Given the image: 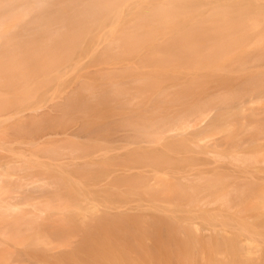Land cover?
<instances>
[{
  "label": "bare ground",
  "instance_id": "bare-ground-1",
  "mask_svg": "<svg viewBox=\"0 0 264 264\" xmlns=\"http://www.w3.org/2000/svg\"><path fill=\"white\" fill-rule=\"evenodd\" d=\"M31 33L33 35H29ZM100 44L111 50H129L125 55L132 57L136 54L139 61L141 52L151 50L156 57L145 55L142 60H154L164 66L160 71L144 73L147 76L139 80L142 84L141 101L136 117L124 116L131 112L129 107L133 102L125 96L126 90L120 95L111 91L113 97L118 95L116 100L113 99L118 110L124 111L117 119L123 120L122 124L115 120L112 123L125 130L119 137L122 139L115 138L113 142L124 140L126 144L136 143L139 147L145 144L152 149L159 146L157 149L161 154L138 155L142 167L137 171L135 187L133 182L124 179L126 186L131 185L132 189L113 198L115 203L126 205L124 209L115 208L110 212L105 207L100 212L94 205L69 206L64 202L66 200L61 204L60 198L54 197L53 200L50 198L51 204L55 200V205L60 206L46 207L52 219L42 226L36 223L40 222L38 214L31 215L34 211L26 217L22 216L21 208L16 211L12 208L21 203L25 205L28 200L21 202L18 198L16 204L9 201L14 203L12 206L5 204L7 197L12 198L8 193L15 195L20 190L23 196L33 179L29 177L28 184H21L16 177L13 181L6 173L19 171V165L17 168L8 165L9 169L12 168L9 171L2 163L0 170L4 176L0 184L2 193L7 192L3 194L7 199L0 194V220L12 216L14 222H0V239L13 242L27 253L84 257L81 263L72 259L68 264H264V257L256 261L259 249L256 243L264 244L262 0H0V77H8L19 65L25 68L27 64L36 66L38 62L51 68L63 65L74 55L82 53L84 45ZM14 47L20 52L7 57L9 61H6L4 48ZM39 67V71L30 68L26 71V68L19 75L30 79L36 74V77L47 75L44 74L47 72L45 67ZM106 94L99 93V104L106 105L103 101ZM80 101L82 103H77L86 102L84 99ZM78 104L72 108L82 109L83 105L78 108ZM94 113L92 116L96 118L97 113ZM27 115L22 117L24 121L31 118V122L37 117ZM94 117L89 123H94ZM40 118L35 120L41 121ZM101 123L104 122L95 124L91 130L85 127L83 131L80 127L66 135L80 138L81 132L86 135V132L98 131ZM65 133H62L63 137ZM112 133L110 136L118 137L114 134L116 132ZM12 134L15 135L13 131ZM49 137L50 141L52 136ZM170 155L172 158L168 157ZM31 165L35 166L34 163ZM145 166L152 168L144 170ZM28 169L32 168L24 170ZM3 170L6 173L3 174ZM122 172L128 176V171ZM67 177L59 178L66 186L64 189L67 188L66 195L79 204L81 200L86 202L78 199L82 194L75 190V185ZM50 179L53 186L51 180L48 184L46 178L47 182L38 179L43 183L40 191L45 188L44 193L49 190L51 194L58 178ZM7 181H17V187L15 183V186L11 184L9 187L13 190L8 188L7 191L5 187L8 185L4 184ZM57 184L55 188L63 187H57ZM40 186L33 191L38 192ZM55 188L53 192L59 193L60 188L57 191ZM31 189L34 188L25 192L32 193ZM30 202L28 206H38ZM39 209L45 210L43 207ZM24 219L30 222L26 223ZM11 255L3 257H8L6 260L0 258V264H7L5 261L11 264Z\"/></svg>",
  "mask_w": 264,
  "mask_h": 264
},
{
  "label": "rangeland",
  "instance_id": "rangeland-1",
  "mask_svg": "<svg viewBox=\"0 0 264 264\" xmlns=\"http://www.w3.org/2000/svg\"><path fill=\"white\" fill-rule=\"evenodd\" d=\"M262 3L264 4V0H262ZM29 35H33V33ZM29 35L27 36L31 38V36ZM96 45H93L92 47L89 45H84L81 51L82 53L74 55L73 59L70 62L64 63L63 65H56L53 68H51L49 65L45 64L44 66L42 62H38L36 66H33V65L29 66V64H27L26 66L27 69L24 66L19 65L17 69H15L16 71L13 70L10 73L8 72L9 73L8 77H0V114L5 115V116L3 115L4 117L0 115L1 122L3 121L2 123H0V155H1L0 165L5 164L6 167H8L9 165V167H12V168L15 167V165L17 168L19 165V171H17V169L16 171L12 170L11 171L12 173L10 174V172L6 173L4 172L5 170H3V174L6 173V176H10V178L12 177L13 181L15 177L16 179L18 178L19 180L18 182H21V184L22 183L25 184L27 183V181H30L31 179H33V182L32 183L30 182L31 186H29L30 185L29 184L28 185L29 187L27 186L26 188L25 185L23 184L27 190L29 188H34V189H31L32 191L33 190L35 191L37 186H40V185L42 186L43 183H41L38 180L39 178H41V181L47 182L45 181V178H46L49 184V180H51L50 178H52L53 180L58 178L57 181H59V178H62V176L63 177L68 176L67 178H69V181H71V183L75 185L74 186L75 190L78 189L79 192H81L82 194V198L79 197L78 199L86 200V202L81 200L82 202L80 203L82 205L84 204L83 206H81V204L75 201L73 197L67 196L65 193V191H67V188L64 189L66 186L64 187L63 183L61 184L60 181H59L60 184L59 183L57 184V181H55L57 184V187L58 185H63V187L62 186L59 187L60 190L62 189L61 191L59 190V193L57 191L59 188H55L56 186L55 184V186L51 188L53 189L51 194L49 193V190L48 191L46 190L47 192L44 193L45 188L42 189L43 192L40 191V189L42 188L41 186L38 188V192L39 193L42 192L43 194H39L37 191L36 193L34 191L32 193L30 191L25 192L26 189L24 190V188L22 187V190H24L23 196L20 194L22 193V191L19 193L20 190L17 193H14L16 196L11 193L7 194V192L2 193L3 190L1 191V188L3 187L0 184V194L2 193L1 196L3 194L12 196V198L7 197L8 198L7 199L3 195L4 198L7 199V200L5 199L6 200L5 204L12 206L15 203V201L19 202V200H17L18 198L22 200L21 202H23V199L28 200L27 203L24 202L26 203L25 205H22L21 203L16 206H12V208L15 209V211L16 209L21 208V210L23 211V213L21 212L22 216H26V217L28 215H29L28 217H30V213L34 211L33 212L34 214L32 213L31 215L35 216L38 214L37 220H39L40 222L37 221L36 223H39V225L41 226L47 225L48 223L51 222V219H52L51 214L49 211L46 210V207L48 206L50 208L52 207L54 208V206L55 207L60 206V204L55 205L56 204L55 200H54V203L51 204L53 201H50V198H52L53 200L54 197H58L56 198L57 200H59L60 198L61 204H64L63 201L66 200L64 202H66V205H69V206L79 205L80 207H87L90 205H94L98 207L99 210H101L100 212H102V210L105 207H108L110 212H114L115 208L124 209L126 205L122 203H115L113 198L117 194L128 192L130 189H132L131 185L126 186L125 182L123 181L124 179L128 182H131V183L133 182L132 184L133 188L135 187V182H136L135 180H137L136 178L137 171L138 169H140V167H142L139 163L138 155L140 154L139 156H143V155H148V154H161V150L157 149L159 148V146L152 149V147L145 145V144H142L141 147H139L136 145V143L126 144V142H123L124 140L123 141L119 140V139H122L119 137L120 136L122 137L124 135L123 131L125 130L123 129L121 130L118 127H115V124L117 123L122 124L121 121L123 120L118 121L120 119L119 118L120 116L118 115L122 114L123 116L124 111L122 109L118 110L117 105L113 101V99L116 100V98H118L117 97L118 95L116 97H113L111 94L112 90H115L117 94L119 95L121 94L120 92L126 90L125 96L127 97L129 101L133 99V102H132V105L129 107V111L131 110V112L130 113L125 112L126 114L124 116H129V117L135 116L136 117L138 114L137 113L138 107L140 106V105L138 106V103L141 101V98H140L141 88L140 87H142V84L139 80H141L142 77L147 76V75L145 76L144 73L147 74L148 71L150 73H153V71H160L162 70L160 68L163 66L161 63H158L154 60L144 61L142 59H144L145 55H148L149 57H156L155 56L156 53L154 54V52L151 50H145L140 53L139 56H141V60L139 61L137 60L138 57H136V54H134L135 56H132V57L129 55L128 56L125 55L129 50H124V49L111 50L107 48L105 45H102V44L98 46ZM5 50L6 52H4V54L6 55V58H5L6 61H9V58L7 57L20 52L16 47H14V49L4 48L3 51ZM130 53L132 54L134 53V51H130ZM39 66H42V68L45 67L44 69H46L47 72H45L44 74L47 73V75H43V77L41 76L39 77L38 75L36 77L37 75L36 74L33 76L32 79L24 78L22 77V75H19L22 72H24L25 69L26 71H29V68L30 70L36 69L39 71L41 69ZM262 67H259L260 68L259 70H261ZM137 78L138 80H136ZM101 92L107 93L106 94L107 97L103 100L104 104L106 105H103V102L100 103L101 105L99 104V102H97L99 99L97 96ZM144 95H141V96H144ZM83 99L86 102L84 104H78L81 102L80 100H83ZM74 103H76V105H74ZM77 104H78V108L80 107L79 105H83L82 109L80 107V109L82 110L81 112L79 111L80 109L76 110L77 107L76 109L72 108V106L73 107L77 106ZM88 105L93 106V107H89ZM255 105L257 106L258 103ZM98 107L103 108L105 110L103 109L98 110ZM34 111H37V112H34ZM86 111L88 112V114L86 113ZM92 111H94L95 113ZM8 112H10V114ZM91 112L94 113V115L97 113L95 115L96 118L92 116L93 114ZM27 114L32 115L33 117L35 115L37 116L35 118H38V119L39 117H41L40 118L41 121H39L38 119L35 120V118H33L34 120L32 119L31 122H30L31 118L29 119L27 118L24 121L23 118H25ZM90 115L94 117L93 118L94 120L92 119L93 120L92 122L94 123L90 122L92 126H94L95 124L98 125L100 122H104V123H101L102 124L101 126L103 127L105 125L106 127L105 128L103 127V129L100 131L102 127L99 126V130L98 131L95 130V132L96 131L98 132L96 134L94 131L93 132L89 131L88 134L86 132V135H88L87 137L84 134V132H81L80 133L81 137L80 138L78 137L79 139L78 138L74 139L73 137L71 138L69 135H66L68 132L71 133L75 129H80V127H83L80 129L83 131L85 127H89L90 128L89 130H91L92 126L89 125L90 124L89 120L92 117ZM147 117H148V114H147ZM19 119H20V122H19ZM114 120L115 122L116 121L118 122L112 123ZM96 122H98V124ZM110 123H112L113 125ZM117 126L119 125L117 124ZM14 127L15 128L17 127L15 131H14L15 129ZM112 128L113 130H115L116 128L118 130L113 131ZM96 129H98L97 126H96ZM110 129L112 130V132H116L114 134H116L115 136H118V137H114V135H112L113 137L110 136L111 134L109 133H112ZM120 130L121 132L119 133ZM12 131L15 135L12 134ZM65 131L66 133L64 134V137L65 136L67 137L64 138L62 133H64ZM91 132L94 135H92ZM50 133H53L54 135H51ZM117 133L120 135H118ZM44 134L45 135L47 134V136H45ZM38 135L39 137L42 135L43 139L42 138L39 139V137L37 138ZM49 136L51 137L52 140L50 139ZM35 137L37 138L36 139L37 142L35 141ZM48 137L50 141L48 140ZM45 138L48 140V142L46 141ZM115 138H119L118 139L119 141L113 142ZM11 139L14 141H12ZM8 140L10 141L8 142ZM120 141L122 142L120 143ZM131 142L133 141L131 140ZM122 146H125V147H122ZM55 153L57 154L55 155ZM22 155L26 157L24 158V156ZM9 157H12V158H9ZM21 157H23L25 160H22L23 158ZM168 157H171V155ZM6 158H8L7 161H6ZM27 158L29 160L27 161L29 163L31 162L34 163L35 166L31 165L32 163L29 164L28 162H27L28 164L27 165L25 163ZM13 160L14 161L16 160V162H11ZM131 160H135L136 162H133ZM19 162L24 163V164H18ZM37 162L39 163V165L37 164ZM26 165L28 168L30 167L33 170L32 169H28L30 171L24 170V169H27ZM40 166L41 167L44 166V167L40 168ZM9 167L7 168V170L10 171V169L12 168L9 169ZM151 168L152 167L150 166H145L144 170H148ZM40 170H42L43 173L42 171L39 172ZM123 170L128 171L126 173L128 176H126L122 172ZM13 171L15 173H13ZM94 175H96V177L93 178L92 176ZM2 176L4 175H2V172H1L0 183L3 180V179L1 180V178H3ZM29 177H31V179H29ZM42 177L43 178L45 177L44 180H42ZM6 180L7 179H4L5 182ZM16 182L17 181L10 183V181H7V183H4L8 185V186L6 185L7 187H5L7 188V191H8V188L13 190V188H10L9 186H11V184H14V183L16 184ZM44 184L46 186L47 183H44ZM50 184H52V180ZM76 184L79 188L76 186ZM19 185L20 183L18 184V186ZM16 187H17V184H16ZM20 187H18V189ZM54 188H55V191H57L55 193L53 192ZM32 194H34L35 196ZM140 197H143V196H140ZM10 198L11 200H9ZM29 199L33 200L31 202H34L35 205L38 204V206L37 205L34 206L36 208H33V206L31 205L28 206V203L30 202ZM36 199H38L39 202L36 203ZM68 200H71L69 201L70 203L68 202ZM9 201L10 203L11 201H14V203L12 202L13 204H10ZM72 201H75V202L72 203ZM132 206H135V205H132ZM38 207L39 208L43 207L45 210L42 209L41 211V209H39ZM29 208H31V210H28ZM21 210H18V211H21ZM35 212H38V213L35 214ZM10 219L11 220L13 219L12 216ZM10 219L0 220V222L7 223L8 220H9L8 223L14 222L13 221L14 219L12 221ZM47 219L50 221H48ZM23 221L26 223L30 222L29 219H24ZM53 221L60 222L58 221V219L57 220L53 219ZM0 244L3 245V247L5 246L8 247L9 249L8 250L7 248H4L5 250H3V247L0 246V248H2L0 249V258L3 260L5 259L3 257H6L7 255L12 254L13 256L12 255L11 256L13 257V259L11 260V264L15 263V261L17 262L19 257H21V259L19 258L21 260V263L18 260L16 264H32V263L34 264H50V263L53 264L52 261L56 262V264H68L70 263L69 261H72V259L77 263H81L82 261L81 259H84V257L71 258L70 256H66V255H56L57 256L56 257V256H53L52 254H48L47 252L33 253L32 251H30L29 253H27V252H24V249L22 250V248L15 246L13 242L11 243V241L7 239H0ZM258 245H259V249L256 251V261H261L260 259L264 257V244L257 242L256 246ZM5 251H7L9 254H5L7 253ZM12 251L13 252L15 251V252L12 253ZM36 254L40 255L38 256L40 257V259L36 256ZM23 257L24 259L25 258L26 259L25 260L22 259ZM58 258L60 261L58 260ZM1 259H0V262L2 261ZM10 259L11 258H9L8 260ZM5 262L8 264L10 261H5Z\"/></svg>",
  "mask_w": 264,
  "mask_h": 264
}]
</instances>
